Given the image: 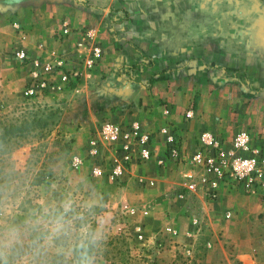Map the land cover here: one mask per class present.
<instances>
[{
  "label": "crops",
  "instance_id": "1",
  "mask_svg": "<svg viewBox=\"0 0 264 264\" xmlns=\"http://www.w3.org/2000/svg\"><path fill=\"white\" fill-rule=\"evenodd\" d=\"M24 1L45 3V42L39 36L34 46L24 45L29 55L62 63L68 74L81 70L68 85L75 86L71 107L86 135L76 143L109 118L139 124L152 134L151 146L162 158L166 143L160 129L167 124L181 129L185 160L134 161L123 181L129 194L141 192L140 184L146 195L154 194L167 177H180L189 187L187 160L202 131L230 140L248 130L264 145V0ZM95 46L103 50L102 58L84 68ZM189 110L193 117L187 120ZM132 146L140 151L138 143ZM104 150L108 158L117 156ZM205 175L208 183H202ZM194 176V189L212 197L226 192L217 173ZM93 181L115 187L106 176Z\"/></svg>",
  "mask_w": 264,
  "mask_h": 264
},
{
  "label": "rangeland",
  "instance_id": "2",
  "mask_svg": "<svg viewBox=\"0 0 264 264\" xmlns=\"http://www.w3.org/2000/svg\"><path fill=\"white\" fill-rule=\"evenodd\" d=\"M39 36L45 42V3L0 0V229L20 232L8 264H75L85 254L92 264H264L263 195L227 188L212 197L180 177L154 194L141 184L129 194L124 180L94 183L92 160L73 165L101 123L76 143L86 135L72 88L26 94L30 69L16 52ZM11 125L26 129L1 138ZM68 201L90 227L85 249L74 250L79 221L72 236L45 241L48 220Z\"/></svg>",
  "mask_w": 264,
  "mask_h": 264
},
{
  "label": "built area",
  "instance_id": "3",
  "mask_svg": "<svg viewBox=\"0 0 264 264\" xmlns=\"http://www.w3.org/2000/svg\"><path fill=\"white\" fill-rule=\"evenodd\" d=\"M15 26L24 35L20 24L16 23ZM60 32L64 36L68 35V25ZM88 35L91 37L92 33L89 32ZM16 55L30 69L31 78L26 90L28 96L61 90L71 83L72 77L75 79L81 74V70L68 74L62 70V63L53 64L39 57L33 58L24 47L19 48ZM102 55L103 50L99 46L93 47L92 52L85 58L86 64L83 67L91 69ZM192 117L193 111H187L185 118L190 120ZM94 131L96 134L94 132L90 135L85 155L75 156L73 165L79 168L85 159L92 160L91 173L95 177L106 176L117 182L131 173L134 161L143 164L156 157L164 165L167 159L176 162L185 160L182 131L173 124H167L159 131L166 143L162 158L156 155L151 146L152 134L143 131L139 124L124 125L108 118ZM132 142L140 145L138 153L134 152ZM104 146L115 150L117 156L108 158L104 153ZM188 162L191 173L187 174V178L191 180V189L196 187L193 182L194 173L215 172L226 188H243L249 194L259 193L264 196V146L256 144L248 130H239L230 140L222 139L209 131H202L197 138L196 151ZM201 180L202 183H208L209 178L205 175Z\"/></svg>",
  "mask_w": 264,
  "mask_h": 264
},
{
  "label": "clouds",
  "instance_id": "4",
  "mask_svg": "<svg viewBox=\"0 0 264 264\" xmlns=\"http://www.w3.org/2000/svg\"><path fill=\"white\" fill-rule=\"evenodd\" d=\"M83 216L74 214V209L71 201L65 202L62 205V211L57 212L52 216L47 224V235L45 236L46 242H52L62 238L70 237L75 232L77 222L79 221V228L81 232L80 239L74 245L75 249H85V241L91 235L90 227L83 223ZM94 239V237H93ZM20 241V232L14 227H9L7 230L0 229V264H8L5 259L6 250L12 248L15 244ZM75 264H92L91 260L87 255L82 257L75 262Z\"/></svg>",
  "mask_w": 264,
  "mask_h": 264
},
{
  "label": "trees",
  "instance_id": "5",
  "mask_svg": "<svg viewBox=\"0 0 264 264\" xmlns=\"http://www.w3.org/2000/svg\"><path fill=\"white\" fill-rule=\"evenodd\" d=\"M71 87L74 88L75 86L73 85ZM25 129V125H11L5 129V132L2 134L1 138L5 139V137L8 135H17L18 133L23 132Z\"/></svg>",
  "mask_w": 264,
  "mask_h": 264
}]
</instances>
